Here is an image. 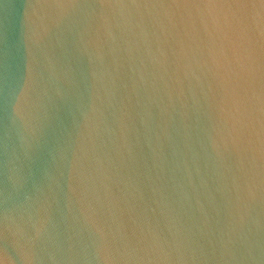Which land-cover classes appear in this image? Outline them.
<instances>
[{
	"label": "water",
	"instance_id": "1",
	"mask_svg": "<svg viewBox=\"0 0 264 264\" xmlns=\"http://www.w3.org/2000/svg\"><path fill=\"white\" fill-rule=\"evenodd\" d=\"M0 264H264V0H0Z\"/></svg>",
	"mask_w": 264,
	"mask_h": 264
}]
</instances>
